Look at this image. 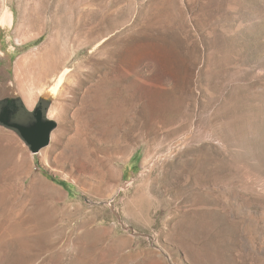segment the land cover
<instances>
[{
    "label": "rangeland",
    "instance_id": "374dc122",
    "mask_svg": "<svg viewBox=\"0 0 264 264\" xmlns=\"http://www.w3.org/2000/svg\"><path fill=\"white\" fill-rule=\"evenodd\" d=\"M0 98V264H264V0H0Z\"/></svg>",
    "mask_w": 264,
    "mask_h": 264
},
{
    "label": "flooded vegetation",
    "instance_id": "af4514ba",
    "mask_svg": "<svg viewBox=\"0 0 264 264\" xmlns=\"http://www.w3.org/2000/svg\"><path fill=\"white\" fill-rule=\"evenodd\" d=\"M49 103L46 99H39L32 109L26 108L17 98H0V123L20 131L37 121V116L45 120Z\"/></svg>",
    "mask_w": 264,
    "mask_h": 264
},
{
    "label": "water",
    "instance_id": "95a60500",
    "mask_svg": "<svg viewBox=\"0 0 264 264\" xmlns=\"http://www.w3.org/2000/svg\"><path fill=\"white\" fill-rule=\"evenodd\" d=\"M56 122L51 118L45 120L37 116V121L28 127L20 128V135L30 147L33 153L46 146L50 141L51 131L55 128Z\"/></svg>",
    "mask_w": 264,
    "mask_h": 264
},
{
    "label": "bare ground",
    "instance_id": "6f19581e",
    "mask_svg": "<svg viewBox=\"0 0 264 264\" xmlns=\"http://www.w3.org/2000/svg\"><path fill=\"white\" fill-rule=\"evenodd\" d=\"M5 19L8 21V23H11L12 22V13L10 12V13H8V14H5ZM59 82V81H58ZM51 90H52V88H51ZM28 93V92H27ZM52 94H55V92L52 90ZM29 95V94H28ZM26 99H27V102L29 103V104H31L32 102H33V100H34V96L33 95H29L28 97H26Z\"/></svg>",
    "mask_w": 264,
    "mask_h": 264
}]
</instances>
